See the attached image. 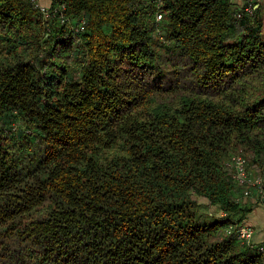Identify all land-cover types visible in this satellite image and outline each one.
<instances>
[{"label": "trees", "instance_id": "16d2710c", "mask_svg": "<svg viewBox=\"0 0 264 264\" xmlns=\"http://www.w3.org/2000/svg\"><path fill=\"white\" fill-rule=\"evenodd\" d=\"M242 5L0 0V264H264L228 231L254 191L230 154L264 171V3Z\"/></svg>", "mask_w": 264, "mask_h": 264}, {"label": "built area", "instance_id": "2783aa9c", "mask_svg": "<svg viewBox=\"0 0 264 264\" xmlns=\"http://www.w3.org/2000/svg\"><path fill=\"white\" fill-rule=\"evenodd\" d=\"M35 1V0H32ZM38 7L40 13L42 14L44 19H50L51 13L49 11V8L40 7L36 4ZM64 10L63 7L56 9L54 13L59 15V20L61 23L66 22V18L62 11ZM161 16H157V20H159ZM84 29L83 24H81L76 30L82 31ZM231 167L234 168V180L240 184V185H246L254 189L257 193L261 194V198L264 199V171H260L257 176L252 177L250 173L247 171L246 168V161L241 155H234L231 158V161L229 163ZM251 191L249 189H246L243 192L244 197H250ZM224 217V215H223ZM236 230V235L248 246L254 245L252 243V236H253V229L252 228H245V227H230L228 231ZM256 246V245H255ZM257 251L262 254L264 257V245H258L255 247Z\"/></svg>", "mask_w": 264, "mask_h": 264}, {"label": "crops", "instance_id": "0c3cea01", "mask_svg": "<svg viewBox=\"0 0 264 264\" xmlns=\"http://www.w3.org/2000/svg\"><path fill=\"white\" fill-rule=\"evenodd\" d=\"M235 1H237L236 3L241 2V0ZM36 2L40 7L49 8L51 5V0H36ZM250 199L251 201L248 202L250 210L246 213L240 226L253 229L252 243L254 245H264V199L258 198L254 193ZM207 213L213 215L215 218L223 216L217 207L208 208Z\"/></svg>", "mask_w": 264, "mask_h": 264}, {"label": "rangeland", "instance_id": "374dc122", "mask_svg": "<svg viewBox=\"0 0 264 264\" xmlns=\"http://www.w3.org/2000/svg\"><path fill=\"white\" fill-rule=\"evenodd\" d=\"M233 2H234V4H236L237 6H243L242 4H243V0H241V2L240 3H236L237 1H235V0H233ZM259 2L260 3H264V0H259ZM34 3L35 4H37V2H36V0L34 1ZM240 4V5H239ZM38 5V4H37ZM248 10V12H250V10H249V8L247 9ZM44 20H46V19H44ZM47 20H49V19H47ZM46 20V21H47ZM70 22V21H69ZM70 24H72V25H74V22L72 23H70ZM237 151H234V152H232L231 154H230V156H229V159H230V161H231V158L234 156V155H236V154H239V155H241L240 153H236ZM242 156V155H241ZM230 161H229V163H230ZM228 163V164H229ZM251 171V173H250V175L252 176V177H255V176H257L258 175V171H253V170H250ZM252 193H251V195L254 193V195H256L258 198H261L262 196H261V194H259V193H257L255 190L254 191H252L251 189H249ZM251 195H250V197H251ZM250 197H244L243 195H242V197L241 196H239V198H240V201L242 202V203H246V206H248L249 205V201H251V199H250ZM201 212H203V211H201Z\"/></svg>", "mask_w": 264, "mask_h": 264}]
</instances>
